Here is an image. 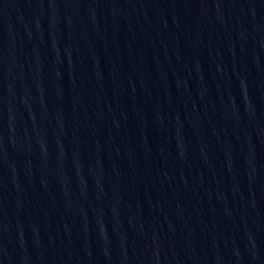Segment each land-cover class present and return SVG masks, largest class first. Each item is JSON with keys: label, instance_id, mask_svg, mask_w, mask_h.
Listing matches in <instances>:
<instances>
[{"label": "water", "instance_id": "water-1", "mask_svg": "<svg viewBox=\"0 0 264 264\" xmlns=\"http://www.w3.org/2000/svg\"><path fill=\"white\" fill-rule=\"evenodd\" d=\"M0 264H264V0H0Z\"/></svg>", "mask_w": 264, "mask_h": 264}]
</instances>
